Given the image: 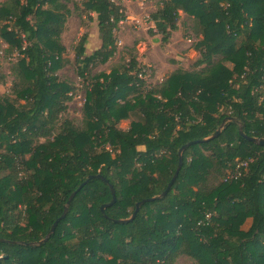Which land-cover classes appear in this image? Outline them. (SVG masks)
<instances>
[{"label":"trees","instance_id":"trees-1","mask_svg":"<svg viewBox=\"0 0 264 264\" xmlns=\"http://www.w3.org/2000/svg\"><path fill=\"white\" fill-rule=\"evenodd\" d=\"M157 2L149 19L161 42L177 30L182 11L201 35L200 57L193 69L178 68L151 86L134 55L109 73L90 74L115 53L114 32L126 19L119 3L0 4V39L5 52H17L13 97H0V264H173L180 255L196 264H264V145L239 131L264 139V0ZM82 6L100 44L86 55L84 33L73 46L76 74L86 83L82 125L65 119L56 129L73 89L56 75L60 35ZM221 124L217 136L184 150L165 196L115 222L165 190L182 145L211 137ZM98 174L113 186L115 202L102 211L109 186L89 179L38 244L71 193Z\"/></svg>","mask_w":264,"mask_h":264},{"label":"rangeland","instance_id":"rangeland-1","mask_svg":"<svg viewBox=\"0 0 264 264\" xmlns=\"http://www.w3.org/2000/svg\"><path fill=\"white\" fill-rule=\"evenodd\" d=\"M4 0H0V4ZM79 2L80 0H74ZM123 7L126 19L118 24L114 32L116 39V50L114 55L105 62H100L91 68L90 74L109 73L110 70L124 63L131 55H134L144 71L145 85L151 86L165 80L178 68L191 70L193 63L200 57L195 44L201 38L197 34L198 28L194 27L193 18L179 11L177 21L178 28L172 31L167 43L161 42V35L156 32L153 22L149 19L150 13L158 7L157 0H113ZM69 7L73 10L72 4ZM82 13L72 12L67 18L63 32L60 35L61 44L64 46L62 54V66L56 71L60 81H65L73 87L70 92L71 100L66 103V110L58 116L56 129L65 119L75 128L82 125V106L86 83L76 74L73 46L79 37L86 33L85 54L92 53L100 44L96 21L87 19L85 9ZM1 26V23H0ZM154 39H157L154 40ZM7 45L0 39V97L12 98L11 86L13 74L11 66L17 60V52L11 55L5 52ZM23 101H19L22 103ZM132 118L122 120L118 123L120 129H127ZM40 137L36 142H43ZM35 142V143H36ZM225 172L230 168H225ZM250 219L242 224L247 229ZM173 264H196L188 256H178Z\"/></svg>","mask_w":264,"mask_h":264},{"label":"water","instance_id":"water-1","mask_svg":"<svg viewBox=\"0 0 264 264\" xmlns=\"http://www.w3.org/2000/svg\"><path fill=\"white\" fill-rule=\"evenodd\" d=\"M154 40L157 41V39H154ZM222 124H223V123H222ZM222 124H221V126L215 131V133H214L211 137H209V138H205V139H202V140H200V141H191V142H188V143L182 145V146L178 149V153H177V154H178V163H177L176 170H175V172H174V174H173L171 180L169 181L168 185L166 186L165 190H164L160 195H156V196H153V197H150V198H147V199H143V200L137 202V203L135 204V210H134L133 213L130 215V217H128V218H126V219H117V220H115V222H128V221L132 220V219L134 218V216L136 215V213H137V211H138L140 205L144 204L145 202L152 201V200H155V199H159L160 197L165 196L166 193H167V192L169 191V189L171 188V186H172V184H173L175 178L177 177L178 172H179V170H180V168H181V166H182V154H183L184 150H185L187 147H189L191 144H193V143L206 141V140H208V139H210V138H213V137L217 136L218 133L220 132V129H221V127H222ZM239 131H240V134H241L242 136H244L245 138H247L248 140H250V141H252V142H254V143L258 144V145H264V139H260V138H255V137L247 136L246 134L242 133V130H241V129H239ZM93 177H95V178H100V179L106 181L105 178H104L103 176L99 175V174H98V175H90V176H88L87 179H86L85 181H83V182L77 187V189L71 193V195L69 196L68 200L66 201V203H65V205H64V208H63V212H62V214L60 215V217H58V218L53 222V224H52L51 227H50L49 232L46 234V236H45L42 240H40L39 242H37L38 244L42 243V241L46 240V239H47V238L53 233V231H54V229H55V227H56V225H57V222H58L60 219H62V218L66 215V213H67V211H68V208H69V205H70V202H71L72 198L75 196L76 192H77L79 189H81L82 186H83V185H84L89 179H91V178H93ZM106 182H107V181H106ZM107 184H108L109 189H110V192H111V201H110L109 203H106V204L101 205V210H102V211L104 210L105 207L112 205V204L115 202V200H116V197H115V191H114L113 186H112L110 183H108V182H107ZM21 243H23V242H21ZM30 244H32V243H30Z\"/></svg>","mask_w":264,"mask_h":264},{"label":"built area","instance_id":"built-area-1","mask_svg":"<svg viewBox=\"0 0 264 264\" xmlns=\"http://www.w3.org/2000/svg\"><path fill=\"white\" fill-rule=\"evenodd\" d=\"M240 166L246 167V166H247V162H246V161H243V162H241V163H238V164L236 165V168H235V169L237 170ZM210 216H211V214H210V213H207V214L205 215V219H206V220H209Z\"/></svg>","mask_w":264,"mask_h":264},{"label":"crops","instance_id":"crops-1","mask_svg":"<svg viewBox=\"0 0 264 264\" xmlns=\"http://www.w3.org/2000/svg\"><path fill=\"white\" fill-rule=\"evenodd\" d=\"M93 15V14H92ZM94 16V15H93Z\"/></svg>","mask_w":264,"mask_h":264}]
</instances>
